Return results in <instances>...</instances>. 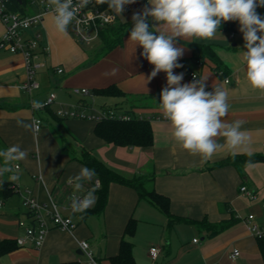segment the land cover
<instances>
[{
  "label": "crops",
  "instance_id": "1",
  "mask_svg": "<svg viewBox=\"0 0 264 264\" xmlns=\"http://www.w3.org/2000/svg\"><path fill=\"white\" fill-rule=\"evenodd\" d=\"M129 5L131 9L120 16L121 22L128 25L122 45L101 56H97L96 52L99 47L91 53L84 52L69 32H58L53 25V16L47 15L39 32L42 44L48 48L43 58L48 68L41 74L45 87L43 89L41 84L36 96L40 95L42 89L44 92L52 90V80L61 87L91 91L116 86L123 96L95 98L111 101L101 107L132 110L134 115L151 118V147L108 144L95 135L96 122L60 120L54 116L52 106L42 110L47 113V119L52 120V123L47 121L49 128L45 127L44 118L38 115L40 110H34L42 103L34 101L33 92L29 95L21 89V84L26 80L23 57L0 48V151L18 146L26 152L23 159L10 161L7 165L0 157V167L10 169L0 175V182H10L15 189L13 196L0 198L3 201L0 208V242H15L25 234V230L19 226L20 221L30 222L20 195L24 190H31L44 203L49 201V193L61 205H66L73 193L92 192L95 175L90 178L80 176L84 166L71 160V155L62 149L60 137L65 146H70L73 151L72 145L80 149V152L75 151V157L87 150L125 177L146 176V180L152 179L154 189L169 198L171 214L176 217L199 222L206 219L209 223L217 224L230 219L231 212L239 222L216 236L187 223L175 224L169 230L167 218L147 201L139 200L134 189L112 184L102 215L85 214L96 203L93 194V202L73 214L76 224L73 233L61 231L50 224L41 247L16 244L14 250L0 254V264H62L71 261L89 264L79 246L81 241L88 243L97 264H112L110 258L118 254L125 227L131 218L137 220V231L133 237L125 238L133 244L136 264H152L149 257L151 246L161 249V255L154 264H220L226 258L231 261L230 256L235 249L240 255L232 261L264 264L258 241L249 232L250 223L246 221L248 215L253 214L256 223H264V162L252 163L241 171L233 166L220 165L221 161L233 155L228 148L203 160L175 144L169 123L157 119L163 116L158 103L162 89L167 86L166 74L160 72L148 80L153 66L141 56L143 49L136 46L134 51V45L128 40L133 27L132 16L143 10L147 0H136ZM259 15L264 17V12ZM148 22L150 25L154 23L151 18ZM3 35L4 26L0 21V40ZM198 45L211 47L227 68L226 75L221 76L216 72L214 63L208 58L203 59L202 67L197 64ZM176 46L184 49L183 56L178 60L182 68L197 72L198 79L207 77L206 91H213L215 83L228 92L230 108L225 120L242 121V128L251 137L247 151L237 150L236 155H264V96L252 89L246 79L243 69L244 39L239 23L232 33L217 31L212 39L196 42L182 40L177 41ZM55 67L63 68L64 73L56 74L53 70ZM173 73L181 74L179 68L173 69ZM226 78L229 79L228 83L225 82ZM184 83L191 82L183 76L181 84ZM34 116L43 121L38 133L33 130ZM220 142H223L222 139ZM15 165L20 168L16 170ZM244 185L256 193L255 201L241 194L240 188ZM96 218L102 219L103 229L98 228L99 221L94 222ZM141 229L147 233V237L139 243ZM195 232L204 237L197 240L193 237Z\"/></svg>",
  "mask_w": 264,
  "mask_h": 264
},
{
  "label": "clouds",
  "instance_id": "2",
  "mask_svg": "<svg viewBox=\"0 0 264 264\" xmlns=\"http://www.w3.org/2000/svg\"><path fill=\"white\" fill-rule=\"evenodd\" d=\"M88 2L80 0L74 5L73 0H49L55 29L66 32L76 18L77 8ZM104 2L112 12L122 16L124 7L136 0ZM258 7H264V0H147L143 10L132 16L133 27L128 40L134 45V51L136 46L143 49L141 56L153 66L147 79L160 72L166 74L167 86L160 93L158 109L169 123L171 137L180 149L203 160L224 148L233 156L238 154L237 150L247 151L251 137L242 128V121L225 120L230 104L228 92L221 86L214 83L213 91H206L207 77L181 84L183 74L173 73V69L182 67L178 60L184 53L182 47L176 46L177 41L209 40L223 23L238 22L244 39L246 79L252 89L264 96V17L257 13ZM149 18L154 22L152 25ZM25 156L26 152L18 146L0 151L5 165ZM247 166H251V161ZM8 171V167H0V175ZM92 175L93 170L81 169L80 176L90 178ZM92 202L87 201L84 206ZM73 207L80 210L81 203L74 202Z\"/></svg>",
  "mask_w": 264,
  "mask_h": 264
},
{
  "label": "built area",
  "instance_id": "3",
  "mask_svg": "<svg viewBox=\"0 0 264 264\" xmlns=\"http://www.w3.org/2000/svg\"><path fill=\"white\" fill-rule=\"evenodd\" d=\"M11 2L12 0H0V21L4 26V35L0 40V48L7 49L9 52L19 54L23 57L26 80L21 84V89L31 95L32 92L41 88V83L37 80V77L48 68L43 61V58L48 53V48L42 44V35L39 29L43 27L44 18L47 15L53 16L54 13L52 6L49 4V0H26L24 3H20V9L17 10L11 9ZM79 2L80 0H73L74 5H78ZM130 9V5H126L122 14L128 12ZM119 20L120 15L112 12L104 0H89L87 5L77 8L76 18L69 26L79 46L82 48H92L91 50H93L101 47V31L108 26L116 24ZM197 64L200 67L203 66V62L201 61H198ZM53 70L58 75L64 73L63 68L60 67H55ZM179 71L190 82L198 80V73L195 71H190L182 67L179 68ZM225 82L228 83L229 79L226 78ZM71 91L72 94L80 97V99L75 105L60 104L59 109L54 114L62 120H92L97 123L106 119L129 121L133 118V115L116 107L95 108L93 106L95 96L89 89L74 88ZM56 99L57 95L51 93L34 110H46V108H50L55 103ZM87 99L90 100L89 103L86 101ZM135 116L141 119L144 118L141 115ZM145 119L151 120V118ZM157 119L165 120L163 116ZM42 126V119L34 116V132L38 133L42 129ZM14 167L16 170L20 168L18 165ZM1 186L2 183L0 182V188ZM99 187L100 182L95 181L92 192L71 194L66 205H61L56 202L49 193V201L44 203L29 189L21 192L20 195L23 200V205L28 211L30 222H19V226L25 230V234L15 240L16 244L18 246L33 244L38 248L41 247L47 237L50 224L61 231L73 233L76 224L72 217L73 214L79 211L74 209V202L81 203L80 209L84 208V204L87 201L93 200V192L99 189ZM240 192L250 201H255L257 198L256 193L249 190L245 185L240 188ZM2 207L3 201L0 200V208ZM255 219L256 217L253 214L248 215L246 219L250 223L248 227L249 232L257 241L264 240V223L258 224L255 222ZM194 242H197V240H194ZM79 246L87 256L89 264H97L89 250L88 243L81 241L79 242ZM160 255L161 249L159 247L151 246L149 248V257L152 264L159 259ZM239 255V251L235 249L230 258L235 260Z\"/></svg>",
  "mask_w": 264,
  "mask_h": 264
},
{
  "label": "trees",
  "instance_id": "4",
  "mask_svg": "<svg viewBox=\"0 0 264 264\" xmlns=\"http://www.w3.org/2000/svg\"><path fill=\"white\" fill-rule=\"evenodd\" d=\"M25 1L26 0H12L10 7L14 10L20 9V3H24ZM256 11L261 14L264 12V7H258ZM237 24L238 22L236 21L225 22L222 24L221 29L218 31L232 33L235 31ZM127 26V24L122 23L121 20H119V22H117L116 24L108 26L101 31V47L104 48V51L101 55H104L112 49L122 45L123 38L127 32ZM198 51L199 54H197L196 58L197 62H202L204 58H208L212 63H214V70L216 72L221 73V76L226 75L227 68L222 64V62L219 60L210 46L198 45ZM91 92L94 96L121 97L124 95L116 86H109L103 89H95ZM126 113L133 115V118L129 121L119 119H106L97 122L94 127L95 135L98 138L104 140L106 143L119 147H151L153 145V132L150 121L145 118L141 119L136 117L133 114L132 110H128L126 111ZM54 116L56 117L55 114ZM59 139L62 145V149L68 153L69 148L65 146V143L63 142L61 137ZM71 160L77 161L84 167L93 170L95 181L100 182L99 189L93 192L96 196V203L91 209H88L85 212V214L87 215H102L108 204L110 186L112 184H120L134 189L138 194L139 200H145L156 207L167 218L169 230H171L175 224L187 223L193 224L197 228L204 229L210 232V234H212L213 236H216L239 222V219L236 218L231 212L230 219L221 221L217 224L209 223L206 219L199 222L186 218L176 217L171 214L169 198L163 194L158 193L154 189L152 179H150L148 183L145 184L144 181H146L147 179L146 176H136L133 178L125 177L118 173L116 170L107 166L92 152L87 150H83L78 157L71 155ZM249 161H251V164L256 162H264V155H231L221 161L220 165L233 166L242 171L247 166ZM10 184L11 183L7 181L2 182V186L0 188V198L6 199L15 194V189ZM136 231L137 220L131 218L129 219L125 227L118 254L110 258L112 264H136L133 254V244L125 238L126 236L133 237L136 234ZM258 246L264 263V240H258ZM15 248L16 243L14 241L4 240L0 242L1 255L9 253ZM62 264L82 263L80 261H71Z\"/></svg>",
  "mask_w": 264,
  "mask_h": 264
},
{
  "label": "rangeland",
  "instance_id": "5",
  "mask_svg": "<svg viewBox=\"0 0 264 264\" xmlns=\"http://www.w3.org/2000/svg\"><path fill=\"white\" fill-rule=\"evenodd\" d=\"M67 32H69V34H70V36L72 37V39H74V36H73L72 33H71V28H70L69 26H68ZM74 40H75V39H74ZM75 42H76V41H75ZM76 44H77V42H76ZM72 45L75 46L74 43H72ZM77 45H78V44H77ZM78 46H79V45H78ZM75 48L78 49V47H76V46H75ZM81 48H82V47H81ZM91 49H92V48H88V47H86V48L83 47V48H82V50H83L84 52H86V53H91V52L93 51V50H91ZM78 50H80V49H78ZM103 51H104V48H102V47L100 48V47H99V50L96 51V52H98V53H97L98 55H101V54L103 53ZM51 55H53V52L51 53ZM54 56H55V53H54ZM58 58H59V56H58ZM58 58L55 57L54 59H56V61H57ZM42 73H43V72H41V73L39 74V76H38V80L41 82V84H43V89H44V87H45V80H44L43 77H41V74H42ZM51 82H52V86H53V87H52V90H48V92H44V90L42 89L41 92H40V95H39V96H36L39 92H37V91H34V92H33V97L35 96V99H34L35 102L43 103V99H44V98H48V96H50L51 93H56L58 100H57V102H55L54 105H51V106H52V110L56 112V111L59 109V107H60V103H64V104H66V105H75V104L77 103V101L80 99V97H78V96L72 94L71 89H74V88L58 86V85L55 84V81H54V80H52ZM55 85H56V86H55ZM105 100H107V99H103V100H102L101 98H95V99H94V102H93V100H92V102H93V106H94L95 108H101V106L106 105L105 103H111V101H105ZM86 101H87L88 103L90 102L88 99H87ZM38 115H41V117L44 118V124H45V127L49 128L48 126H50V124H47V121H49V120L47 119V117H48V116H47V113L44 112V111H42V110H40V111L38 112ZM45 119H46V120H45ZM68 120H70V119H68ZM75 120H76V119H75ZM49 122L52 123L51 118H50V121H49ZM65 138L67 139V137H65ZM72 146L74 147V151H73V148L71 149V147L68 146V148H69L68 154H69V155H73V156H75V155L77 156L76 152H80V149L77 148V147H75L74 145H72ZM75 151H76V152H75ZM34 155H36V153H35ZM148 181H149V180H146V181H144V183L147 184ZM149 186H150V184H149ZM147 187H148V185H147ZM261 218H262V215H261ZM97 221H99L98 228L103 229V228H102V227H103V223H102L103 221H102V219H101V221H100V220H98V219L96 218L94 222H97ZM146 237H147V233L143 232V230L141 229L140 232H139V234H138L139 243H141V240H144ZM193 237L200 241L201 238L204 237V236H202L201 234H198V233L195 232L194 235H193ZM190 241H192V238L190 239ZM201 242H202V241H201ZM85 260H86V257H85ZM231 261H232V260H231ZM231 261H230V259L228 260V259L226 258V259H224L223 262L220 263V264H239V263H236L235 261H232V262H231Z\"/></svg>",
  "mask_w": 264,
  "mask_h": 264
},
{
  "label": "water",
  "instance_id": "6",
  "mask_svg": "<svg viewBox=\"0 0 264 264\" xmlns=\"http://www.w3.org/2000/svg\"><path fill=\"white\" fill-rule=\"evenodd\" d=\"M79 254H80V255H82V254H83V252H82V251H80V252H79Z\"/></svg>",
  "mask_w": 264,
  "mask_h": 264
}]
</instances>
